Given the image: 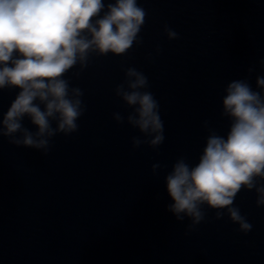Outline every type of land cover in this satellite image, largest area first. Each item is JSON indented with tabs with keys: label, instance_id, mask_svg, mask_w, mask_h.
Wrapping results in <instances>:
<instances>
[{
	"label": "water",
	"instance_id": "95a60500",
	"mask_svg": "<svg viewBox=\"0 0 264 264\" xmlns=\"http://www.w3.org/2000/svg\"><path fill=\"white\" fill-rule=\"evenodd\" d=\"M137 2L147 13L142 45L121 57H93L79 78L78 66L65 77L84 92L78 132L54 137L47 156L0 137V264H264V208L254 192L242 190L234 202L253 225L248 234L205 209V222L186 235L190 221L166 211L173 201L164 181L179 157L198 163L204 121L226 136L224 89L252 65L257 90L264 0ZM166 24L179 39H167ZM128 67L144 72L159 102L165 141L156 150H133L138 130L112 119L131 111L114 92ZM18 91H0V118Z\"/></svg>",
	"mask_w": 264,
	"mask_h": 264
},
{
	"label": "clouds",
	"instance_id": "9594fccd",
	"mask_svg": "<svg viewBox=\"0 0 264 264\" xmlns=\"http://www.w3.org/2000/svg\"><path fill=\"white\" fill-rule=\"evenodd\" d=\"M146 16L137 0H0V91L19 90L0 118V137L47 156L54 137L78 132L87 105L67 73L78 66L73 76L79 78L91 58L121 57L134 44L140 47ZM164 35L179 39L167 24ZM258 63L264 71V59ZM255 71L250 66L244 79L224 89L220 117L230 122L226 136L204 121L208 135L198 163L181 156L164 177L173 201L166 211L178 223L190 221L186 235L205 222V209L215 211L217 221L227 216L238 232H251L253 225L234 203L242 190L254 192L255 206L264 208V75L256 76L254 90L249 79ZM149 88L144 72L128 67L114 89L131 111L126 117L114 112L112 119L140 133L132 137L133 150L145 144L156 150L165 141L160 105ZM25 118L35 131L24 126ZM158 170L161 165L153 164L154 176Z\"/></svg>",
	"mask_w": 264,
	"mask_h": 264
}]
</instances>
